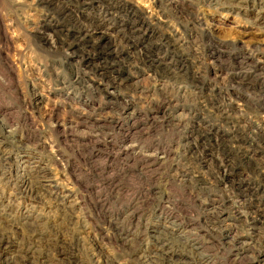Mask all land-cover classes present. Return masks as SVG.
Returning a JSON list of instances; mask_svg holds the SVG:
<instances>
[{
	"label": "rangeland",
	"instance_id": "obj_1",
	"mask_svg": "<svg viewBox=\"0 0 264 264\" xmlns=\"http://www.w3.org/2000/svg\"><path fill=\"white\" fill-rule=\"evenodd\" d=\"M227 1L78 0L89 44L136 62L100 80L37 32L64 25L66 0H0V264L31 242L32 264H264V228L246 223L264 207V0ZM237 128L250 151L227 173Z\"/></svg>",
	"mask_w": 264,
	"mask_h": 264
},
{
	"label": "bare ground",
	"instance_id": "obj_2",
	"mask_svg": "<svg viewBox=\"0 0 264 264\" xmlns=\"http://www.w3.org/2000/svg\"><path fill=\"white\" fill-rule=\"evenodd\" d=\"M37 1H38V4H39V7L41 9H46V10L54 9L53 5L51 3L53 0H37ZM66 1H67L66 4H67V6L69 8L63 7L62 13L59 10V12H60V20H59V22H63L64 25H62L60 27V26H58L59 24H55L54 25V23L49 21L45 25L39 26L38 29H37L38 33H44L45 31H50L54 35V38H55V40H54V45H55L54 49L56 50V52L57 51L61 52L62 50L67 49V50L79 53L81 55L82 59L85 61L84 65H85L87 71L92 69L94 66H96L98 68V70H99L98 75H97V73L95 71H93L91 73H94L95 75L99 76L100 80H109L110 77H112L110 75V73H115L116 74L117 72H119L113 66L114 65H118V68H119L120 62H121V64H123L125 62L126 64L129 65V67L133 66L134 63H136L135 60H132L131 58H128L129 56L127 55V53L125 54V50H121L120 49V50L116 51V50H111L109 48H105L104 49V48H102V46H100V41H97V42L94 41V43L92 41V43L89 44L88 40L93 37L94 32L98 29L99 26L94 25V27H93V25H87V24L86 25H84V24L81 25L80 22H78L75 19H73L74 17H73L72 12L74 11V7L82 8V4L79 3L78 0H66ZM238 1L239 0H228L227 2H232V3L233 2H237L238 3ZM232 3H227L228 4L227 7H233ZM58 8H59V6H58ZM54 12H56V11H54ZM59 12H57V13H59ZM131 17H133V14L130 15V21L132 20ZM49 23H52L53 25H51ZM92 27H93V29H92ZM89 53L94 54V55H96L98 57H101V58H102V56H104V58H103L104 61H102L100 59L102 61V63L100 62L101 65L92 64L90 61H88ZM121 64H120V66H121ZM122 66H121V68H122ZM174 75H178V74H174L173 72L169 74V76H174ZM172 78H174V80H176V81L177 80L183 81L182 77H181L182 79H178L179 78L178 76L172 77ZM188 79H190V78L188 77ZM238 130H239L238 128H237V130H235L234 135L235 134L236 135L233 136V137L231 136V138H229L230 139L229 141H233L234 143H236L237 147H241L242 146L241 144H244V147L243 148L241 147L240 149L235 151L234 154L230 152L229 147L223 146L222 149H221V160H222V163H231V165L227 166V168H228V170L226 171L227 173L234 172L235 171V167L238 164V163H232L231 162V158L232 157L233 158H240L241 157V159H242V158L247 157V155H248V153L250 151V149H247V148H250V145H251L250 140L247 138V136L245 137V135H243V136L239 135L238 133H242V132L238 131ZM197 139L200 140V142L202 143V147H203L202 154L206 155L207 153H209L210 144L207 141V139L202 134H198ZM257 142H261V143L264 144V139H261V140H259ZM229 143H231V142H229ZM224 144H226V143H224ZM232 144L233 143H231V145ZM239 160L240 159H238V161ZM247 162H248V160H247ZM187 172H188V170H187ZM185 174L186 173H184V175ZM227 176L228 175L226 174V176H224V177H227ZM192 186L190 185V188H192V189L189 191V193L190 192L193 193L195 191L194 190L195 188L192 187ZM237 189H240V184L230 187L231 192H233L234 194H236ZM255 197L257 199L255 201H256V203H258L257 204V206H258L260 204L262 198L258 197V195H255ZM169 200H171V199H169L168 197L165 196L164 200H161L162 201V205L164 204V202L170 203ZM207 201H208V203H206V202L205 203H200V206H199V207L202 208V212H204V214H205V215H203L204 216V220H206L208 224H212V225H216L218 223H221L222 219L220 218V215H221L223 209H220L219 211L218 210H216V211L212 210V212H207L209 210L208 206L209 205L211 206V203L213 202L212 199L210 201L208 199ZM201 202H204V201H201ZM222 206H223L222 208H224V209L226 208L224 203L222 204ZM255 207H256V205H255ZM253 215H254L253 217H251V218L246 220V223L248 224V226L249 227H253V224L257 221L260 224V226H262L264 228V207H262V208L260 207L259 209H257V211L253 213ZM167 227L168 226H166V228ZM163 228H164V226H163ZM157 234H158L157 236H165L166 235L165 233H162V232H158ZM218 235H219V237L223 236V235H221V232H218ZM154 239H160V237H154ZM167 241L168 242H174L171 239H167ZM33 244L34 243L31 242L26 248L21 249L23 251H20V253H21L20 257H22L21 261L24 264H32V263H34L38 259V257L41 255V253L38 254L37 251L34 250ZM136 249L137 248H132V247H130L128 249V250H131V251H129L127 253V254H129L128 255V257H129L128 259L129 260H131V258H132L131 253L136 252ZM259 253L260 252H257L256 256ZM42 257H46L47 258L48 256L47 255H42ZM160 260H163V258L160 259ZM145 264H151V262L147 261V263H145ZM173 264H182V262H180V263L173 262Z\"/></svg>",
	"mask_w": 264,
	"mask_h": 264
}]
</instances>
